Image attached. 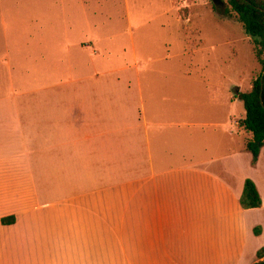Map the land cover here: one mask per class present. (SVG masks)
Returning <instances> with one entry per match:
<instances>
[{
  "label": "crops",
  "instance_id": "0c3cea01",
  "mask_svg": "<svg viewBox=\"0 0 264 264\" xmlns=\"http://www.w3.org/2000/svg\"><path fill=\"white\" fill-rule=\"evenodd\" d=\"M63 5L0 0V29L13 30L0 57H29L23 72L0 64V264H254L264 147L254 165L239 85L188 72L176 99L154 65L165 57L134 40L129 55L104 51L90 29L64 63ZM247 179L262 206H242Z\"/></svg>",
  "mask_w": 264,
  "mask_h": 264
},
{
  "label": "rangeland",
  "instance_id": "374dc122",
  "mask_svg": "<svg viewBox=\"0 0 264 264\" xmlns=\"http://www.w3.org/2000/svg\"><path fill=\"white\" fill-rule=\"evenodd\" d=\"M51 1L64 4L61 23L57 20L62 33L64 63L69 51L78 49L75 45L71 47L72 44L88 36L90 29L99 36L98 46L104 51L119 54L125 48L129 55L134 40L138 53L155 59L169 58L158 60L154 65L169 68L165 69L170 73L167 80L175 88L170 92L176 99L182 100L188 91L185 89L188 72L194 80L210 81L224 93L235 85L241 91L251 90L253 82L263 73L258 45L237 17L227 15L228 0L218 4L213 0H87V9L82 6V0ZM2 33L8 43L13 30L0 29ZM17 48L24 50V42L20 41ZM87 48L94 53L93 46ZM28 58L13 52L12 56L0 57V64L12 65L17 72H23ZM157 78L164 80L162 75ZM244 113V104L240 101L237 117L241 118Z\"/></svg>",
  "mask_w": 264,
  "mask_h": 264
},
{
  "label": "trees",
  "instance_id": "16d2710c",
  "mask_svg": "<svg viewBox=\"0 0 264 264\" xmlns=\"http://www.w3.org/2000/svg\"><path fill=\"white\" fill-rule=\"evenodd\" d=\"M228 3L227 15L237 17L249 35L262 37V41L257 38L253 39L258 45L257 55L262 61L264 73V0H228ZM262 75L253 82L251 90L240 91L237 95L246 110L245 117L239 120V127L252 135L246 141V149L252 153L254 165L258 162L260 152L264 147V79L262 82ZM241 204L244 208L262 206L258 188L251 179L245 182ZM15 221V216L2 218L4 224H12ZM256 233H259V228H256ZM257 256L258 261L254 264H264V247L258 251Z\"/></svg>",
  "mask_w": 264,
  "mask_h": 264
},
{
  "label": "water",
  "instance_id": "95a60500",
  "mask_svg": "<svg viewBox=\"0 0 264 264\" xmlns=\"http://www.w3.org/2000/svg\"><path fill=\"white\" fill-rule=\"evenodd\" d=\"M213 1H214V3H216V4H218V2H219V3L222 2L221 0H213ZM250 36H251L252 38H257V39H259L260 41H262V37H260V36H258V35H252V34H250ZM263 79H264V73H263V75H262V77H261L262 82H263Z\"/></svg>",
  "mask_w": 264,
  "mask_h": 264
}]
</instances>
